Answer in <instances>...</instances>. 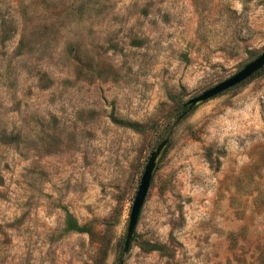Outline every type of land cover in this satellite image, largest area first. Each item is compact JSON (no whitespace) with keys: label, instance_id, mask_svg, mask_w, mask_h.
<instances>
[{"label":"rangeland","instance_id":"1","mask_svg":"<svg viewBox=\"0 0 264 264\" xmlns=\"http://www.w3.org/2000/svg\"><path fill=\"white\" fill-rule=\"evenodd\" d=\"M263 52L264 0H0V264H264V69L167 132Z\"/></svg>","mask_w":264,"mask_h":264},{"label":"water","instance_id":"2","mask_svg":"<svg viewBox=\"0 0 264 264\" xmlns=\"http://www.w3.org/2000/svg\"><path fill=\"white\" fill-rule=\"evenodd\" d=\"M264 68V52L260 54L257 58L245 65L240 71L227 78L226 80L216 84L215 86L209 88L208 90L202 92L201 94L193 97L184 103L187 110L190 111L197 106L215 98L216 96L222 94L223 92L243 83L244 81L253 77L257 72ZM169 136L162 140L151 152L147 163L144 167V171L140 178V182L134 196V200L129 213L126 234L122 245L121 256L122 258L129 252L133 237L135 234V229L138 223L139 215L145 199L147 197L153 176L157 170V166L160 158L164 154L168 144ZM123 264V259L119 262Z\"/></svg>","mask_w":264,"mask_h":264},{"label":"trees","instance_id":"3","mask_svg":"<svg viewBox=\"0 0 264 264\" xmlns=\"http://www.w3.org/2000/svg\"><path fill=\"white\" fill-rule=\"evenodd\" d=\"M264 69V68H263ZM262 69V70H263ZM261 70V71H262ZM260 72V71H259ZM258 73V72H257ZM256 73V74H257ZM193 110V109H192ZM190 110V111H192ZM187 110V107L184 106V104H182L180 107H179V110H178V116L177 118L174 120V122L167 128V132L170 133L173 128L182 120L184 119L187 114L190 112ZM67 223L69 225V227L74 230V231H80V228H78V226L76 225V223L69 217L67 218Z\"/></svg>","mask_w":264,"mask_h":264}]
</instances>
